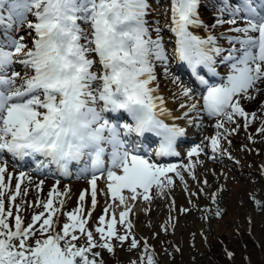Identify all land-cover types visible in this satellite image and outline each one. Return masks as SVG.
<instances>
[{"label": "snow or ice", "instance_id": "6c2138e0", "mask_svg": "<svg viewBox=\"0 0 264 264\" xmlns=\"http://www.w3.org/2000/svg\"><path fill=\"white\" fill-rule=\"evenodd\" d=\"M213 7L216 20L212 27L232 26L228 29L231 34L225 36L227 48L201 19V0H170L165 27L175 37L172 57L186 65L206 89L199 101L180 105L187 108L184 116L196 111L214 118L217 131L205 140L210 141L213 154L231 159L221 141L239 129L238 118L243 119L245 128L260 119L256 132L264 134V118L247 112L240 102L254 99L251 93L259 92L258 85L264 83V0H217ZM150 11L149 0H0V155L19 160L42 156L65 172L69 162L87 157L92 172V209L83 207L82 192L78 206L63 212L67 190L62 193L53 187L46 201H36V207L43 211L34 213L25 225L21 205H15V216L11 206L5 208V190H10L12 174L8 173L5 182L7 167L0 164V264H103L101 252L94 250L114 253L113 239L123 245L131 237L130 249L140 246L131 232L129 199L135 202L142 196L150 200L153 187L163 195L174 184L168 173L186 185L176 165L151 162L122 138L121 128L123 137L152 133L159 137L155 155L163 157L180 155L177 139L185 134L183 128L161 119L171 113L157 94L159 85L154 86V62L159 61L167 74L169 53L158 22L153 38L147 20ZM29 14L34 18L26 25L31 47L24 35H12ZM201 28L206 36L196 34ZM217 62L226 65L228 73L220 82L209 83L205 78L209 73L219 76ZM13 65H22L23 74L11 70ZM173 82L178 83L179 77ZM181 94L192 99L193 89L182 87ZM121 112L132 123L120 124L105 117L106 113ZM248 138L253 139L251 135ZM204 151L201 145L192 147L187 153L190 162L180 166L193 179L200 161L191 158ZM43 166L44 161L37 162L38 170ZM97 172H106L108 191L124 206L119 219L111 211L106 220L113 205L104 209L94 229L98 237L88 227L97 204ZM25 176L19 173L15 191L8 196L10 205L20 195V180ZM42 184L36 185L38 190ZM123 190H128L130 197ZM61 214L67 218L62 226ZM216 215H220L219 210ZM117 224L124 226L123 234L117 231ZM81 237L84 243L78 245ZM143 248L140 264H157L147 241Z\"/></svg>", "mask_w": 264, "mask_h": 264}, {"label": "rangeland", "instance_id": "374dc122", "mask_svg": "<svg viewBox=\"0 0 264 264\" xmlns=\"http://www.w3.org/2000/svg\"><path fill=\"white\" fill-rule=\"evenodd\" d=\"M216 3L217 0H201L200 11L203 9V11L207 13V21L209 22L208 25L210 27H208V30L217 36L218 42H221L225 39L226 35H230L228 29L232 26L225 23L212 27L216 20V12L213 7ZM149 4L151 5V11L147 20L150 31L152 32L153 38H155V28L157 27L158 22L162 29L160 35L164 38L165 48L169 53L167 74L165 73L164 66L159 61L154 62L159 88L169 92L171 97H173V100L179 103V106L182 103L187 105L199 101L200 96L206 89L203 88V86L200 88V86H195L196 84H190L191 82L189 83L186 79L182 78L173 67L174 59L171 53L175 45V37L168 31V28L165 27L168 16L170 15V13H166V9L170 5V0H149ZM33 19L34 18L29 14L25 23L17 26L19 30L12 33V35L17 38L20 35H24L25 42L28 43L29 47H31V37L28 35L29 30L26 25L28 20ZM225 19H227V17H225ZM222 33L224 35H221ZM32 35H34V33ZM226 45L229 46V44ZM12 70L20 71L22 74L24 71L22 65H13ZM216 70L219 73V76L215 79L209 80V83L220 82V77H225L228 73V67L219 64V62H217ZM176 77H179L180 82H173ZM261 85L264 87V83H261ZM182 87L193 89V92L196 93V95L193 94L192 99L184 97L181 94ZM253 93L258 94V96L253 99L255 109H252V112L255 111L258 115H261V117L264 118V90ZM248 104L249 103L243 104L247 112H249L250 106ZM205 116L204 113L196 111L189 113V116L187 117L183 115L184 118L191 121L189 122L190 125L199 120L200 122H208V125L206 124L205 127L206 130L208 129L207 131L213 129L217 131L214 127V123L212 127V122H215L214 118H206ZM105 117L110 121L115 122V120L108 117V115H105ZM122 120H124V117L120 118L118 122L123 124ZM258 120L260 121V119H257L247 128L244 127L243 120L241 125L238 122L240 127L237 131H241L242 137L244 138V146L240 147V149L248 155L254 154L255 156H258L260 154V147L264 148V134L255 133V124ZM232 125L233 124H226V127L230 128ZM195 130V126L191 125L188 130L185 131V135L195 132ZM205 133L206 132L202 131L197 137L190 136L191 141L187 144L181 145V143H177L176 149L180 152V155L176 156L175 159L170 162L164 163L153 161L150 156L145 155V157L150 159L151 162L160 165H176L178 170L184 174L187 183L185 185L184 182H181L174 173H168V175L173 177L174 184L166 188L163 195H159L158 190L153 187L150 190V200H145L142 196H139V200L134 203L129 199L128 204L132 206V210L135 209L138 214H141L140 218H133L131 212L128 216V219L133 225L131 229L132 235H134L140 242V246L136 249H130L131 237L129 238V241L125 242L123 245H121L119 241L113 239L111 242L115 249L114 253H109L103 249L94 250L101 252L103 264H131L132 261H136V264H140L139 258L144 252V241H147V244L150 246L149 250L155 253L156 257L160 260V264H208L206 258L204 256L202 257V255L213 237L224 233L233 240L241 229L245 230L246 237L256 245L247 246L245 242L242 241L240 243V253L242 257L249 259L255 254L259 255V257L263 256L264 180L255 169V166L258 167L260 162H256V160L250 157H247L248 160H250L249 162H237L234 160L235 158L230 159L227 155H221L220 153L213 154L208 140H205V137L208 136L205 135ZM249 135L253 137L252 140H249ZM228 141H230L229 136L227 141H221V147L223 149L227 148L226 145L228 144ZM231 143H234V139L231 140ZM129 145L132 147L135 145L136 147H140V143H131ZM196 145H201L205 148V151L201 152L198 157L193 156L191 158L192 161H200L199 163H196L194 169L197 178L193 179L192 176L180 166L186 165L190 162L187 153ZM145 150L150 152V150H153V147H151L150 144H147ZM227 151L231 153V156L236 153V150L230 146L227 148ZM181 152H184V155L181 154ZM213 156H215V158H212ZM206 161L210 162L215 168L210 173L212 177L211 184L208 183L206 176H202V171L200 170ZM1 163H5L7 167L5 182L8 180V173L12 174L10 190H5V208L7 209L11 206L13 215L15 216V205H21L20 215L22 216L25 225L31 222V217L34 213L43 211L42 207H36V201L38 199L46 201L48 193L53 187H56L59 191L61 189V187H58L59 184L62 183L63 186L66 187L68 181L67 177L62 176L60 179H53L48 173L38 172L36 161L31 164L32 168L29 170L24 169L21 165L7 161L2 155L0 156V164ZM84 163L88 165L85 161ZM243 167H246L249 170L242 171ZM73 171L74 170H70L71 173H73ZM116 171L118 173L120 172L119 169H116ZM20 172H24L26 176L20 180V195L16 197L14 204L10 205L8 196L15 191V185ZM74 175L76 177L75 180H73L75 182L74 189L78 195L83 190L82 188L84 184L86 186L90 185L91 179L90 176L84 174L81 175L74 173ZM200 176L202 179L203 191L199 195L193 191V186H200L197 184ZM205 180L207 181L206 184L204 183ZM41 181H43V184L38 190L36 185ZM108 183L109 181L107 180V174L105 172L99 178V181H97V185H99L96 190L97 204L91 213V219L88 223V227L93 230V234L96 237H98V233H96L94 229L98 223V217L104 214V209L108 205H113V209H110L109 216H106V220L110 218L111 211H115L117 219H119V213L124 210V206L119 205L118 200H113L107 188ZM233 188H236V192L238 191L242 200L238 201L235 199ZM25 189H27L26 194ZM193 193H195V195H193ZM214 193L216 194L215 201L212 199ZM123 194L130 197L128 190H123ZM86 200L85 204L88 207L87 210L92 209V197ZM255 201L262 202V208L260 211L256 210ZM72 203L73 201L65 203L63 212L71 211L78 206V204L73 206ZM183 209H187V211H183ZM218 209L224 211L222 217L219 218L216 216V211ZM170 217L172 218L171 222H169ZM64 222H67V218L61 214V226ZM9 223L14 224V220L10 219ZM165 227L167 228V231H165ZM117 231L120 234H123L125 232L124 226L117 224ZM84 240L85 238L81 237L77 242L78 245L84 243Z\"/></svg>", "mask_w": 264, "mask_h": 264}, {"label": "bare ground", "instance_id": "6f19581e", "mask_svg": "<svg viewBox=\"0 0 264 264\" xmlns=\"http://www.w3.org/2000/svg\"><path fill=\"white\" fill-rule=\"evenodd\" d=\"M212 5V4H211ZM200 15H201V19L204 21V24L205 25H207V27H209V22L207 21L208 19H207V17H208V15H207V13L205 12V11H203V9H201V11H200ZM152 23V22H151ZM153 24V23H152ZM210 28V27H209ZM169 31V30H168ZM170 32V31H169ZM171 33V32H170ZM171 34H173V33H171ZM196 34L197 35H201V36H206L208 33L203 29V28H201V29H197L196 30ZM229 34H231V33H229ZM175 39V38H174ZM222 47H224V48H227L228 47V45H226V44H228V41H227V39H224V40H222L221 42H218ZM174 59V61L176 60L175 58H173ZM18 67V66H17ZM173 67H174V69H175V67H176V65H173ZM178 69V72H179V75L182 77V78H184V77H186V79L190 82L191 80L186 76V75H188V74H186V75H184L183 76V73H184V71H182V70H180L179 68H177ZM12 70V69H11ZM176 70V69H175ZM185 74V73H184ZM163 77V76H162ZM163 79H164V77H163ZM180 82V81H179ZM190 84H192V83H190ZM155 85H157V73H156V81L154 82V86ZM258 87L260 88V91H263L264 90V87H262V85L261 84H259L258 85ZM198 91V90H197ZM202 93V92H201ZM159 96H161V97H163V99H164V105H165V107L168 109V111L171 113V115H164V116H162L161 117V119H163L164 121H165V123H169V124H176V125H178L179 127H181V128H183L185 131H187L188 130V128H189V126H191V125H194L195 126V132H191L190 134L188 133V137L187 136H185V134H184V136H182V137H184V140L183 141H181V142H178V143H181V145H184V144H187V143H189L190 141H191V138H190V136H195V137H197V136H199L200 135V133L203 131V132H206L205 133V135H208L207 137H210L212 134L214 135L215 134V132H216V130H210V131H207L206 130V124L208 123V122H200L199 120H197V121H195V122H193L191 125L189 124V119H186V118H184L183 117V115H184V112H186L187 111V109H185V108H181L178 104L179 103H177L176 101H174L173 100V97H171V95H170V93L169 92H167V91H164V90H161L160 88L158 89V93H157ZM193 94H195L196 95V93H194L193 92ZM255 98H257V96H258V94H254V93H251ZM198 97V96H197ZM184 101H186V100H184ZM245 103H249L248 105H250L249 106V113H252V109H255V107H254V101H253V99H251V100H248V99H242V101H241V105L243 106V104H245ZM244 107V106H243ZM245 108V107H244ZM255 112V111H254ZM109 114L110 113H106L105 115H108V117H109ZM115 115V117L113 116V114L111 115L110 114V117H112L113 119H115V122H118L117 120H119L120 118H122V117H124V120H122V122L124 123V122H127V123H132V121H131V118L130 117H128L127 116V114L126 113H123V112H121V113H119V114H114ZM176 117H179V119H176ZM206 118H207V116H205ZM242 118H238L237 119V123L239 122L240 123V125H241V122H242ZM244 122V121H243ZM213 123L215 124V122H212V127H213ZM260 123H261V120L259 121L258 120V122H256V126H255V133H256V129L260 126ZM208 125V124H207ZM232 127H235V125L233 124L232 126H230V128H232ZM212 129V128H211ZM121 133H122V138H126L127 140H128V143L129 144H131V143H137V142H140L139 140L137 141V139H140L139 137H141V136H138V135H136L135 133H131V134H129L127 137H123V129L121 128ZM230 137V141L232 140V139H234V143L232 144V143H228L226 146H227V148H229V146L231 147V148H233L234 150H236V153L235 154H232V158H235L234 160L235 161H237V162H249L250 160H248V158L247 157H250V158H252V159H254V160H256V162L257 161H259L260 163L258 164V167L257 166H255V169L257 170V172L260 174V177L264 180V178H263V174H264V148L263 147H260V149H259V152H260V154L258 155V156H255L254 154H247L246 152H242L241 150L242 149H240V147H242V146H244L243 144H244V138L242 137V132L240 131H237V132H235V133H233L232 135H230L229 136ZM159 138V137H158ZM150 141H147V140H145V142H143L142 144H140V147H136V145L134 146V148H136V149H138V151H139V153L141 154V155H144L145 154V148H143L144 146H145V144L146 143H149ZM208 143H209V145H210V141H208ZM231 144V145H230ZM159 148V147H158ZM226 148V149H227ZM231 150V149H230ZM235 152V151H234ZM233 152V153H234ZM182 154L184 155V152H182ZM231 154V153H230ZM150 155V154H149ZM1 156V155H0ZM2 156H5V158L7 159V161H11V163H13V164H15V163H17L18 165H21V166H23L24 167V169H31L32 167H31V163L27 160V159H24V160H22V162H19V161H17V160H15V158H11L10 156H8V155H2ZM39 157H41L42 159H44L45 160V164H51V170H49L48 171V174L53 178V179H60V177L61 176H66L67 177V183H66V187L65 186H63V184L62 183H60L59 184V186L58 187H61V189L59 190V192H65L66 190H67V195L65 196V197H63L65 200H66V203L68 202V201H70V202H72L73 201V206H76L77 204H79V196H80V194L83 192L84 194H86L85 195V199H84V202H83V206L85 207V210H87L88 209V207L86 206V204H85V202L87 201L86 199H90L91 198V194H90V192L92 191V187H91V184L89 185V186H86L85 184L83 185V190L81 191V193L80 194H76V191H75V189H74V184H75V182L73 181V180H75V175L74 174H70V167H72L73 168V170L75 171V173H77V174H84V175H87V176H91V178H92V172L90 171V169H89V166H90V163L85 167V165L84 164H82V162L85 160V158H87V157H85V158H82L81 160H79V161H81V162H78V161H71V162H69L68 163V165H67V171L66 172H62V170L55 164V163H50L49 162V158H45V157H42V156H39ZM150 157L152 158V160H157V159H159V156H156V155H154V156H152V154L150 155ZM251 159V160H252ZM38 161H40V159L38 160ZM78 162V163H77ZM2 164V163H1ZM5 164V163H4ZM52 164H53V166H52ZM57 167H58V169H57ZM107 167V166H106ZM88 169L87 171H85V169ZM213 169H215L214 168V166H212V164L210 163V162H208V161H206V162H204V166L202 167V168H200V170L202 171V176H206V179H207V181H208V183L209 184H211L212 183V177H211V175H210V173L213 171ZM245 170H249V169H247L246 167L244 168H242V171H245ZM38 172H45V170L44 169H41V171H39V170H37ZM219 174V173H218ZM243 176V175H242ZM199 179V182L197 183V184H199L200 186L198 187V186H196V185H194L193 186V191H195L196 193H198L199 195L201 194V191H200V189H202L203 188V184H202V179H201V176L198 178ZM76 181H80V180H76ZM97 181H99V179H97ZM97 181H96V190H97V187L99 186V185H97ZM56 182V181H55ZM253 188V187H252ZM233 192H234V197H235V199L236 200H242V198H240V194L238 193V191L236 192V188H233ZM90 194V195H89ZM139 200V198L137 199V201ZM130 201H132L131 199H130ZM136 202V201H135ZM134 202V203H135ZM131 213H132V216H133V218H140L141 217V214H138L137 212H136V210L135 209H133L132 211H131Z\"/></svg>", "mask_w": 264, "mask_h": 264}, {"label": "trees", "instance_id": "16d2710c", "mask_svg": "<svg viewBox=\"0 0 264 264\" xmlns=\"http://www.w3.org/2000/svg\"><path fill=\"white\" fill-rule=\"evenodd\" d=\"M255 206L256 210L260 211L262 208V202L255 201ZM218 210L220 211V215L218 216L219 218L222 217L224 211L221 209ZM242 241H244L247 246H256L253 241L246 237V232L243 229L239 230L233 240L224 233L216 235L209 242L202 257L204 256L206 258L208 264H264V251L263 256L261 257L256 254L249 259L242 257L240 253V243ZM228 253H232V255L229 256ZM155 260L157 264H160V260L156 257V255Z\"/></svg>", "mask_w": 264, "mask_h": 264}]
</instances>
